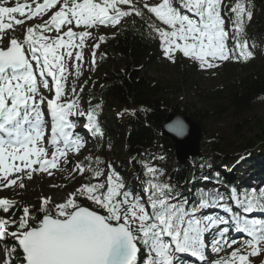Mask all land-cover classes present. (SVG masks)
Segmentation results:
<instances>
[{
  "label": "snow or ice",
  "instance_id": "6c2138e0",
  "mask_svg": "<svg viewBox=\"0 0 264 264\" xmlns=\"http://www.w3.org/2000/svg\"><path fill=\"white\" fill-rule=\"evenodd\" d=\"M3 3L0 0V191L24 188L23 179H32L33 173L51 176V170L63 171L60 164L70 163L69 151L78 154L85 146L74 134L71 117L87 116L85 128L102 135L95 109L85 112L78 99H65L68 77L81 75L86 41L94 40L93 68L97 49L105 42L104 35L95 40L91 29L115 28L132 15L143 19L146 9L155 18L148 23L149 35L159 39L164 58L172 63L182 54L201 70H210L225 61L247 62L255 56L245 39L252 12L244 0H236L229 9L234 14L230 21L223 14L224 0H159L155 4L144 0L143 8L134 0ZM35 18L42 23L27 26L26 22ZM15 26H25L23 39L8 37ZM53 32L54 36L45 34ZM67 62L74 72L68 71ZM83 91L81 86L79 92ZM71 93L78 96L75 85ZM45 105L51 120L47 139ZM169 130L183 136L186 127L183 121H174ZM85 160L87 163H75L70 178L88 173L89 182L81 183L59 202L41 196L38 207L25 205L21 209L16 200L0 197V243L4 245L0 264H139L140 245L145 250L144 264H176L179 254L203 262L209 233H214L213 253L225 246L232 249L211 264H251L249 257L264 252V221L247 218L253 211L264 212V190H253L239 199L233 189L231 199L242 209L240 214L220 203L224 197L218 193L202 192L194 204L188 200L172 202L173 188L159 182L156 169L148 166L145 175L151 178L141 196L125 184L111 164L105 175L99 157ZM214 206L221 207L227 216L197 215ZM230 231L242 232L248 238L229 241ZM237 243L240 247L233 248Z\"/></svg>",
  "mask_w": 264,
  "mask_h": 264
},
{
  "label": "trees",
  "instance_id": "16d2710c",
  "mask_svg": "<svg viewBox=\"0 0 264 264\" xmlns=\"http://www.w3.org/2000/svg\"><path fill=\"white\" fill-rule=\"evenodd\" d=\"M235 2L236 0H225L223 14L228 21L234 16L229 9ZM244 2L245 7L250 4L253 15L246 23L245 39L249 42L250 50L260 56L261 63L252 62L251 70L242 77L212 89H201L195 82L192 72L189 74L190 84L187 86L185 81L187 72L180 70L179 84L175 89L168 84L169 82L161 83L147 75L146 69L157 63L161 47L159 39L149 35L148 23L155 18L147 13L146 9H143L145 12L143 19L135 15L124 18L112 35L97 34L96 40L100 35L105 36V42L97 49L94 70L99 74L95 79L87 80V94L83 101L86 111L96 110L102 130V135L90 133L94 149L92 153L109 151L106 156L108 162L121 169L124 166L119 160L120 153L130 158L128 171L137 175L136 182L142 194L145 182L150 179L145 175L146 168L142 163L144 155L151 148L156 150L159 148L163 155L160 163L167 169V180L173 188L172 202H181L187 195L191 199L190 203L194 204L198 202L202 192L218 193L224 197L223 202H228L230 194L224 188L230 189L231 185L219 173L225 171L227 167H232L237 158H232L230 154L223 155L221 137H215L211 144L205 143L207 138L203 122L217 121L220 117H216L218 112L240 117L252 110L253 102L264 97V0ZM134 3L143 8L139 2ZM122 7L128 9L125 5ZM229 45L231 46V41ZM178 66L181 67V64ZM184 90L193 91L200 99L213 101L216 109L190 112L186 103H182L181 99L176 97L178 92L183 94ZM170 95L171 98H168ZM171 112L189 115L200 125L202 131L200 153L205 152L199 157L187 159L184 163L175 161L172 143L161 136L162 124ZM242 148H249L251 152L239 172L243 169L251 171L253 173L251 176L257 178V175H254L256 168L264 165V125H258L257 133L247 142L243 141ZM208 153H216L219 156L215 154L216 156L211 158ZM169 158H172L170 165ZM262 175L261 172L259 176ZM140 248L142 251V245Z\"/></svg>",
  "mask_w": 264,
  "mask_h": 264
},
{
  "label": "rangeland",
  "instance_id": "374dc122",
  "mask_svg": "<svg viewBox=\"0 0 264 264\" xmlns=\"http://www.w3.org/2000/svg\"><path fill=\"white\" fill-rule=\"evenodd\" d=\"M135 1L141 2L142 4L144 3V0H135ZM17 2L21 4L26 2L31 3V0H4L3 6H15V3ZM40 2H42V0H40ZM147 2L150 4H155L159 2V0H147ZM32 6L34 7V5ZM16 16L17 18H20L18 14H16ZM47 18H48L47 16L44 17V19ZM252 18L253 15L251 16V19ZM38 23H42V20H40L39 18H35L33 20L26 22L27 26H32ZM24 27L25 26H15V31H11V30L8 31L7 34L8 37L14 35L19 39H23ZM225 27H228V23H226ZM116 28L117 27L113 28L111 26H107V27L99 26L97 28L91 29V31L95 39L98 32H101L105 35H112L116 30ZM75 30L79 31L83 29H75ZM45 34L48 35L47 33ZM54 35L55 34H53V36ZM93 42H94L93 39H89L86 41V47L84 48L85 62L81 66V75L78 78L75 75H71L68 77L67 80L68 96L65 99L66 100L78 99L80 109L83 111H85L83 106V99L86 93L85 89L87 87V79L88 78L95 79L99 74L98 71L94 70L93 67L91 66V60H92L91 45ZM4 45L5 46L7 45V38H5L4 40ZM260 59H261L260 56L257 53H255L254 58L248 60L247 62L229 60L222 62L219 67H216L214 69L201 70L196 62H193L189 58L183 57L182 54H178L176 56L175 63L170 62L168 59L164 58L162 54V50L160 49L158 52L157 63L152 68H147L146 72L148 76L153 77L154 79L160 81L161 83L169 82L168 84L172 85L174 89L179 84L178 80H180V70L187 72L186 80H185L187 86L190 84L188 82L190 81L189 74L192 72L195 82L201 89H212L221 84H228L231 81L239 79L245 73L251 70L253 66L252 62H254L255 64L261 63ZM178 64H181V67H179ZM67 66L69 72H74L71 62H67ZM73 85H75L78 93V96L76 97H73L71 93V89ZM81 86L84 89L82 93L79 92ZM40 91L45 96H49L50 98V94L47 92V90L41 87ZM176 97L180 98L182 103H186L190 112L199 109H203V110L207 109L209 111H214L216 109L213 106L214 103L213 101L200 99V97L193 94V91L191 90H184L183 94L178 92ZM168 98H171V95L168 96ZM218 102L219 101H217L216 103L218 104ZM217 116H220L217 121L208 120L206 122H203L205 134L207 138L205 143L211 144L216 139L215 137H221V141H223V146H222V149L224 150L223 154L226 155L239 154V156L241 157L249 150V148L241 149L242 142L243 141L247 142V140H249L252 136H254L257 133L259 124L264 125V97L253 102L252 110L240 117H234L231 113L222 114V112H218V114H216V117ZM70 119L73 120V122L75 123V128L73 130L74 134L78 135L85 142V146L79 151L78 154L69 151L68 159L70 163L60 165V168L63 169V171L51 170L53 172V175L51 176H49L45 172L33 173L32 179H28L25 176V178L22 181L25 185L24 188L21 189L18 186H14L12 187L11 190H7V191L4 190L5 192L3 191L2 193H0V197H7L16 200L18 202V207L21 209L25 205H35L36 207H38L41 196H50L53 199V201L59 202L61 198L66 195V193L73 191L76 187H78L83 179H85L86 182H89L88 173H86L85 176L83 177L76 175L74 180L70 178L71 170L74 167L75 163L79 162L80 160H85L86 157L92 155V152L94 150L92 148L90 140L87 138L86 135L88 131L85 128V124L87 123V116L84 117L73 116ZM46 132L48 133L49 130H47ZM202 152L204 153L205 151ZM109 153H110L109 151H105V152H100L98 155L100 160L102 158L99 167L105 171V175L107 174L108 171L107 165L110 164L106 160V156ZM215 154L216 153H208L209 157L212 156L211 158H213V156L216 155L219 156V154L216 155ZM162 157L163 155L161 154L159 148L157 150L151 148V150H149L147 154L144 155L143 165L156 169V176L159 182L170 184L166 176L167 169L164 167L162 163H160ZM244 159L245 158L241 157L239 162L236 163V165L232 169L233 172L236 173L235 175H233V172L231 173L230 170L224 172L225 175L222 174L233 185L234 189L236 190L237 198L239 199H243L248 189H250L251 191L255 190L257 193H259L260 190H264V180H258L254 184L249 180L247 174L237 173V171L241 169V164ZM119 160L122 162L123 166H126L130 163V158L125 157L121 153L119 156ZM170 164H172V158H169V165ZM111 165L113 171L119 173V175L123 178L125 184L129 188H131L134 193H137L135 182L134 181L132 182L130 180V177L129 178L125 177L126 170L122 172L121 170L119 171L120 168H117L115 164H111ZM92 166L96 167L95 163H93ZM37 177H38V181L33 182ZM101 179H104V177H101ZM91 182H95V181H91ZM52 185H55V187H52ZM230 193H231L230 196H232L231 191ZM184 199L186 200L188 199V197H184ZM230 202H231L230 205L231 207H237L235 200L231 199V197H230ZM85 203L87 204V206H91L90 202L85 201ZM219 209L222 208L219 207ZM219 209L206 208L201 211L204 212L205 215L217 214V216L219 215L227 216V214L224 211H219ZM238 213L243 214L242 209L239 208ZM0 215H3V213L0 212ZM17 215H19V213H17ZM247 218L255 219L257 221H264V215H254L253 213L248 215ZM231 235H232L231 232L227 235V239H229V241L233 239ZM212 238L213 236L209 238V234H206L205 243L208 245L206 250L209 251L212 250L211 249ZM247 238L248 237H246V235L241 232L240 236L236 237L235 239L241 241ZM232 247L233 248L240 247V244L237 243ZM261 247H264V245H261ZM0 248H2V245H0ZM231 250H232L231 248L225 246L221 252L212 254L211 257L208 258L207 264H211V261L216 260L221 256H227L231 252ZM255 257H258L255 258L256 259L254 261L256 262L255 264H264V252H262L260 255ZM144 258H145V253H142L139 258V264H144ZM176 264H181V263L179 261H176Z\"/></svg>",
  "mask_w": 264,
  "mask_h": 264
},
{
  "label": "water",
  "instance_id": "95a60500",
  "mask_svg": "<svg viewBox=\"0 0 264 264\" xmlns=\"http://www.w3.org/2000/svg\"><path fill=\"white\" fill-rule=\"evenodd\" d=\"M174 121L184 122L186 131L183 136H177L169 130V126ZM201 133L200 125L191 117L178 115L173 112L166 116L161 127V136L170 140L175 159L180 163H184L189 157L199 156Z\"/></svg>",
  "mask_w": 264,
  "mask_h": 264
},
{
  "label": "bare ground",
  "instance_id": "6f19581e",
  "mask_svg": "<svg viewBox=\"0 0 264 264\" xmlns=\"http://www.w3.org/2000/svg\"><path fill=\"white\" fill-rule=\"evenodd\" d=\"M48 35H53V34H55L54 32L53 33H47ZM68 67V66H67ZM49 155H50V152H49ZM17 163H19V162H17ZM64 163H63V161H61V164L60 165H63ZM41 173V172H40ZM46 173V172H45ZM36 181H38V177L33 181V182H36ZM12 188H9V189H5V191H7V190H11ZM4 190H2V191H0V193H2ZM4 191V192H5ZM183 257H182V255L181 254H179L178 255V258L177 259H182ZM255 258H258V257H251V258H249L250 259V261H251V264H255L256 262H254L256 259ZM261 258V257H260ZM190 264H193V263H190Z\"/></svg>",
  "mask_w": 264,
  "mask_h": 264
}]
</instances>
